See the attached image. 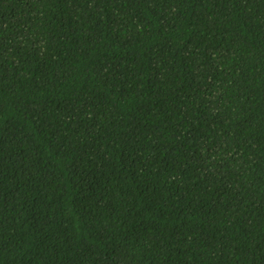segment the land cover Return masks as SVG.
Listing matches in <instances>:
<instances>
[{"label":"trees","instance_id":"obj_1","mask_svg":"<svg viewBox=\"0 0 264 264\" xmlns=\"http://www.w3.org/2000/svg\"><path fill=\"white\" fill-rule=\"evenodd\" d=\"M0 264H264V0H0Z\"/></svg>","mask_w":264,"mask_h":264}]
</instances>
